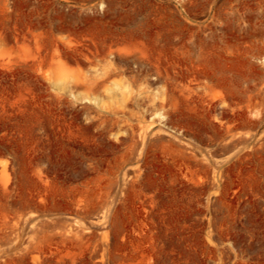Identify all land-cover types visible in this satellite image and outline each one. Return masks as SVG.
I'll return each instance as SVG.
<instances>
[{
    "label": "rangeland",
    "instance_id": "374dc122",
    "mask_svg": "<svg viewBox=\"0 0 264 264\" xmlns=\"http://www.w3.org/2000/svg\"><path fill=\"white\" fill-rule=\"evenodd\" d=\"M0 264H264V0H0Z\"/></svg>",
    "mask_w": 264,
    "mask_h": 264
},
{
    "label": "bare ground",
    "instance_id": "6f19581e",
    "mask_svg": "<svg viewBox=\"0 0 264 264\" xmlns=\"http://www.w3.org/2000/svg\"><path fill=\"white\" fill-rule=\"evenodd\" d=\"M108 74V73H107Z\"/></svg>",
    "mask_w": 264,
    "mask_h": 264
}]
</instances>
